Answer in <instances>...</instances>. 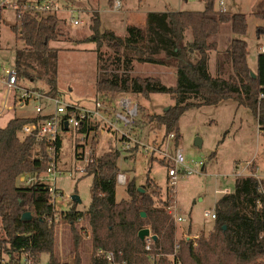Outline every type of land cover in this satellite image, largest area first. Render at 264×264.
I'll list each match as a JSON object with an SVG mask.
<instances>
[{
	"label": "trees",
	"instance_id": "obj_1",
	"mask_svg": "<svg viewBox=\"0 0 264 264\" xmlns=\"http://www.w3.org/2000/svg\"><path fill=\"white\" fill-rule=\"evenodd\" d=\"M202 12L150 13L143 26L130 25L124 37L112 30H100L98 13L91 16L93 34L84 40L96 44L98 94L115 96L130 94L149 99L154 94L170 95L175 105L162 115L148 118L164 127L165 137L174 133L179 139V122L184 113L195 107L219 106L233 101L248 108L258 121L264 135V54L258 55V69L252 76L248 65L247 17L241 13L221 11L217 0H202ZM114 0H108L112 7ZM263 25L256 28L258 36H264V11L256 13ZM57 18L23 21V50L15 53L14 66L21 82H43L48 95L58 94L59 50L50 47L64 35ZM223 25H229L236 36L228 49L216 58V76L209 72L210 54L216 50L215 38ZM189 31L192 41L186 43ZM107 47L112 55L106 60L102 49ZM164 65L175 70L176 83L167 86L158 76L133 74L134 65ZM38 90V89H37ZM43 91V90H41ZM43 117L11 119L0 129V219L5 238L0 248L19 242L27 244L31 239L36 256H54V210L48 185L35 183L20 187L17 179L23 174L40 175L48 167L44 145L32 137H23L22 128ZM59 155L62 140L57 143ZM138 146L132 151L135 152ZM77 151V150H76ZM77 156V153H76ZM121 158L115 151L105 152L96 164L89 165L86 176H92L91 203L87 212L90 227L93 264H103L94 258L96 251H113L127 264H264V180L253 175L236 178L232 193L224 194L215 204L216 219L209 235H201L194 244L180 240L176 246V226L169 217L160 221L149 218L163 213V204H156L157 189L152 193L141 191L135 178L126 185L127 199L117 202V176ZM122 159V160H121ZM255 173V165L249 167ZM149 185L153 181L147 180ZM30 212L32 220L22 221V215ZM142 213L146 217H142ZM82 214L72 209L63 214L70 224L74 264L80 263L79 245L83 239L76 224ZM158 237L157 261L144 250L145 242L139 232L148 228ZM22 237L18 239V235Z\"/></svg>",
	"mask_w": 264,
	"mask_h": 264
},
{
	"label": "rangeland",
	"instance_id": "obj_2",
	"mask_svg": "<svg viewBox=\"0 0 264 264\" xmlns=\"http://www.w3.org/2000/svg\"><path fill=\"white\" fill-rule=\"evenodd\" d=\"M67 1L76 9L87 10L91 15L98 13L101 32L112 30L121 37L126 35L128 26H143L150 13L202 12L205 9L202 0H121L122 8L115 12L112 11L108 0ZM221 1L223 6H220ZM216 8L246 15L248 29L244 40L248 43L247 61L252 73L256 74L257 48L264 44V36L256 34V28L263 25L262 19L256 16V13L264 11V0H217ZM4 21L5 24L0 23V44L4 49L5 63L14 64L16 51L23 50L25 43L11 30L13 16L5 15ZM90 26L91 19L85 26L79 27L60 23L59 28L64 35L58 42L50 43V47L59 50L57 95L63 102L80 107H91L97 94L96 44L84 41L93 34ZM226 27L230 26H222L220 40L227 34ZM102 53L105 60L112 55L107 47L102 49ZM208 66L210 74L215 77L216 53L210 55ZM134 71L135 75L158 76L167 86H174L176 83L175 70L164 65L135 63ZM22 84L43 92L49 91L43 82ZM132 97L140 105L139 124L134 128L133 135L145 144L153 146L154 150L151 154H146L140 148L123 155L129 156V161L127 163L122 159L120 161V173L126 176V184L125 186L117 184V202L127 199L126 185L130 179L135 178L139 189L149 193L157 189L158 195L155 198L157 205H162L165 201L170 202L175 206L178 216L185 219V222L179 224L174 222L176 246L180 240H185V236L209 235L215 220L206 218L204 214L214 211L216 202L225 192H233L236 178L253 175L259 180H264V135L259 129L257 119L248 108L233 101L223 102L219 106L195 107L181 117L179 139L167 141L164 127L155 121L150 122L148 118L162 115L165 109L173 107L175 102L171 96L154 94L149 99ZM35 106L36 102L32 100L23 109L14 108L12 103L4 107V93L0 90V112L4 110V113L0 114V129L13 118L35 117ZM79 138V134L72 127L62 134L59 171L51 184L57 190L53 200L57 216L54 256L58 262H74L70 224L63 219V214L74 209L83 215L76 224L83 237L79 245V264H88L93 257L87 216L93 178L81 171L86 164L76 156ZM198 139L201 141L200 146L196 145ZM99 140L96 148L100 155L115 147V138H104L100 135ZM176 148L182 150L185 163L184 166H176L181 173L177 176L173 192H170L168 172L175 167L173 157ZM200 162L205 165L203 170L202 167L196 168ZM252 164L255 165L253 174L249 170ZM185 168L195 170V173L184 175L182 171ZM148 179L153 181L152 185L147 183ZM75 197H78L80 202L74 201ZM162 206L164 208V204ZM4 238L5 233L0 219V239ZM177 253L174 252L171 257ZM159 257L160 255H157L156 259ZM48 259L49 255L43 254V262Z\"/></svg>",
	"mask_w": 264,
	"mask_h": 264
},
{
	"label": "built area",
	"instance_id": "obj_3",
	"mask_svg": "<svg viewBox=\"0 0 264 264\" xmlns=\"http://www.w3.org/2000/svg\"><path fill=\"white\" fill-rule=\"evenodd\" d=\"M223 6V2H220ZM122 8L121 0H114L112 11H119ZM5 15H12L14 23L11 30L14 31L20 38L22 36L23 21L27 18H32L37 21L48 18H57L60 23L67 24L71 27L85 26L91 18V13L87 10L76 9L67 0H0V23L5 24ZM0 44V90L4 93V107L12 103L14 108H25L32 100L36 102V116L43 117L37 121L25 125L22 128L21 135L23 137H32L36 143L43 144L47 153L48 167L43 174L32 175L23 174L17 179V184L20 187H31L35 183L48 185L51 195V203L57 194V190L52 186V180L55 179L59 171L60 155L58 152L57 143L62 139V134L69 131L72 127L80 138L77 145V158L84 161L86 166L81 171L85 172L86 168L91 164H96L100 155L96 145L100 142V135L104 138H115V147L108 151H115L121 154V158L125 153L133 151L137 146L140 150L147 154H151L153 146L140 141L133 135L134 128L139 124L140 105L130 94H116L115 96H107L98 94L94 104L91 107H80L78 105L63 102L59 95L50 96L47 92L32 89L22 84L19 79V73L14 64L5 63L4 49ZM261 53L264 54V46L261 47ZM264 95L261 94V99ZM12 108V107H10ZM4 113L2 109L0 114ZM175 134L168 135L167 141H174ZM99 144V143H98ZM157 148V147H156ZM107 151V152H108ZM174 168L168 172L170 179L171 191L176 185L178 174L181 172L176 169V166H184L185 159L181 149L176 148L173 157ZM196 165V164H195ZM197 169L202 167L204 163L197 164ZM195 173V170L185 168L182 174L186 175ZM117 184H126V176L119 173L117 176ZM55 185V184H54ZM227 194V192H225ZM224 193V194H225ZM53 195V196H52ZM53 210L55 213L54 205ZM169 217L170 220L179 224L185 222V219L178 216L175 206L167 202L164 205L163 213L160 215H150L149 218L155 221H160L162 216ZM206 218L215 220L216 214L206 212ZM81 220V219H80ZM53 221L57 222V216L54 215ZM149 229V228H148ZM152 231L150 235L145 237L144 250L152 260L157 261V252L160 248L157 247L158 237L155 239ZM18 239L22 237L20 234ZM199 236H185L188 242L196 240ZM31 239L29 243L11 245L6 244L0 248V264H54L50 258L43 262V254L39 257L32 250ZM179 250V245L176 246L175 252ZM93 258V257H92ZM94 258L103 262V264H127L120 260L118 255L113 251L98 250ZM57 264H74L58 262ZM88 264H93L91 259Z\"/></svg>",
	"mask_w": 264,
	"mask_h": 264
},
{
	"label": "crops",
	"instance_id": "obj_4",
	"mask_svg": "<svg viewBox=\"0 0 264 264\" xmlns=\"http://www.w3.org/2000/svg\"><path fill=\"white\" fill-rule=\"evenodd\" d=\"M223 11H225V10H223ZM160 13H164V12H160ZM227 29V34L226 35H224V37L223 38H221V40H220V37H221V31H220V33L218 34V36L215 38V43H216V50L215 51H213L214 53H216V58H217V55L218 54H221V53H224L227 49H228V47H229V43L231 42V40H233V39H235L236 38V36L232 33V31H231V29H230V27H226ZM221 30H222V28H221ZM185 37H186V43H188V42H191L192 41V35H191V33L189 32V31H187L186 33H185ZM221 41V42H220ZM261 44V43H260ZM259 44V45H260ZM262 46H264V44L262 45ZM261 46V47H262ZM261 47L259 48H257V57H258V55L259 54H261ZM212 52V53H213ZM211 53V54H212ZM210 54V55H211ZM133 73H135V71H133ZM97 96H98V92H97V94H96V98H97ZM36 116V115H35ZM180 141V140H179ZM179 143V142H178ZM205 168V167H204ZM258 169H259V167H258Z\"/></svg>",
	"mask_w": 264,
	"mask_h": 264
},
{
	"label": "water",
	"instance_id": "obj_5",
	"mask_svg": "<svg viewBox=\"0 0 264 264\" xmlns=\"http://www.w3.org/2000/svg\"><path fill=\"white\" fill-rule=\"evenodd\" d=\"M252 76L253 77H256L254 73H252ZM169 109V108H168ZM168 109H165V111H167ZM196 145L197 146H200L201 145V141L198 139L197 142H196ZM141 191H144L143 189H140ZM74 201H77V202H80L79 198L75 197L73 198ZM142 217L145 218L146 217V214L145 213H142ZM32 220V215L30 212H26L22 215V221H25V222H28V221H31ZM150 235V229L148 228H145L143 230H141L139 232V238L144 241L145 237L149 236ZM154 238L156 239L157 237L154 236Z\"/></svg>",
	"mask_w": 264,
	"mask_h": 264
}]
</instances>
